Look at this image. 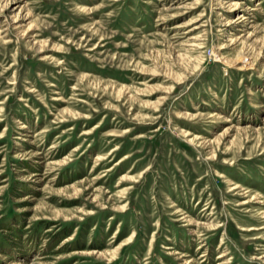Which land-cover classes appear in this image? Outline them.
Returning <instances> with one entry per match:
<instances>
[{
  "label": "rangeland",
  "instance_id": "1",
  "mask_svg": "<svg viewBox=\"0 0 264 264\" xmlns=\"http://www.w3.org/2000/svg\"><path fill=\"white\" fill-rule=\"evenodd\" d=\"M264 264V0H0V264Z\"/></svg>",
  "mask_w": 264,
  "mask_h": 264
},
{
  "label": "bare ground",
  "instance_id": "2",
  "mask_svg": "<svg viewBox=\"0 0 264 264\" xmlns=\"http://www.w3.org/2000/svg\"><path fill=\"white\" fill-rule=\"evenodd\" d=\"M16 264V263H15Z\"/></svg>",
  "mask_w": 264,
  "mask_h": 264
}]
</instances>
